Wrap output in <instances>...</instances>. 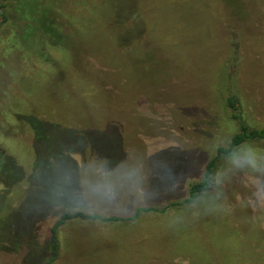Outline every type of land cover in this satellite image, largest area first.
<instances>
[{
	"label": "rangeland",
	"instance_id": "374dc122",
	"mask_svg": "<svg viewBox=\"0 0 264 264\" xmlns=\"http://www.w3.org/2000/svg\"><path fill=\"white\" fill-rule=\"evenodd\" d=\"M16 1L0 0V264H264V143L220 153L264 129V0H42L69 43L41 49ZM78 212L120 220L69 219L55 249Z\"/></svg>",
	"mask_w": 264,
	"mask_h": 264
},
{
	"label": "trees",
	"instance_id": "16d2710c",
	"mask_svg": "<svg viewBox=\"0 0 264 264\" xmlns=\"http://www.w3.org/2000/svg\"><path fill=\"white\" fill-rule=\"evenodd\" d=\"M107 1L110 0H104L103 2ZM14 4L16 14L20 17V19H23L27 22V26L24 28L25 30L23 33L25 40L31 41V44L36 46L37 49H41L43 47L46 48L47 46L52 48L66 47V45L69 43V36L65 34L64 24L61 23L59 17L54 14L55 8L52 5H42V0H17ZM251 142L264 143V129H249L247 126H243L241 131L233 136L230 147L227 150L221 149L220 153H231L237 148ZM215 161L216 160L211 162L209 165L208 172L205 175L206 179L203 182L195 183L191 186L190 197L181 205L194 202L197 195L207 192L211 189L210 175L212 174V167L214 166ZM77 218L91 220L101 219L102 221L120 220L116 217L104 219L97 216H87L82 212H78L74 215L65 214L52 228L55 249H58L59 247L57 240V228L66 223V221L69 219ZM52 261L48 262V264H52Z\"/></svg>",
	"mask_w": 264,
	"mask_h": 264
}]
</instances>
